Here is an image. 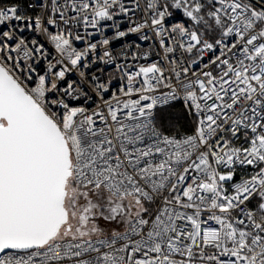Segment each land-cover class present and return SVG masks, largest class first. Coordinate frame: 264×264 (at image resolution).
Listing matches in <instances>:
<instances>
[{"label": "snow or ice", "instance_id": "snow-or-ice-1", "mask_svg": "<svg viewBox=\"0 0 264 264\" xmlns=\"http://www.w3.org/2000/svg\"><path fill=\"white\" fill-rule=\"evenodd\" d=\"M0 264H264V0H0Z\"/></svg>", "mask_w": 264, "mask_h": 264}]
</instances>
